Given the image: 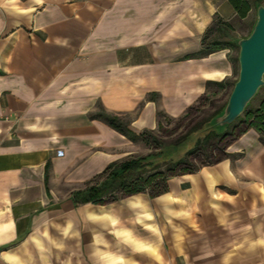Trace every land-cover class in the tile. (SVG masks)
<instances>
[{"label":"crops","instance_id":"1","mask_svg":"<svg viewBox=\"0 0 264 264\" xmlns=\"http://www.w3.org/2000/svg\"><path fill=\"white\" fill-rule=\"evenodd\" d=\"M230 8L0 0V264H233L219 259L226 248H242L243 264H264V142L254 129L221 160L169 178L159 196L74 198L109 164L151 152L134 156L140 142L98 113L139 134L156 127L157 110L179 114L207 81L232 76L224 49L184 58Z\"/></svg>","mask_w":264,"mask_h":264},{"label":"trees","instance_id":"2","mask_svg":"<svg viewBox=\"0 0 264 264\" xmlns=\"http://www.w3.org/2000/svg\"><path fill=\"white\" fill-rule=\"evenodd\" d=\"M227 1L241 18L245 17L250 10V4L247 0ZM253 3L255 6L257 4H262L261 0H253ZM230 28L229 23L215 16L212 23L205 30L201 38L200 50L196 53L187 55L184 58H202L219 50L227 49L232 46L237 47L236 40L238 37L229 33ZM232 84H234V82ZM206 87L207 93L202 95L199 100L204 99L208 92L210 93V98L212 99L217 92L224 89L225 81H207ZM253 100L248 104L244 112L235 120H238L241 126L236 134L229 132L231 125L235 121L226 126L228 131L223 133L218 132L210 126L211 118L221 112L226 103L225 102L217 107V109H215L208 117L194 123L174 141L166 144H162L151 131H142L139 134L133 132L128 128L127 124L122 122L116 115L105 112L98 113L97 117L105 120L111 127L122 133L133 142L141 140L147 132L148 140H152L156 149L144 156L131 157L120 163L109 164L104 171V174H106L104 179L95 185H91L86 189L75 193V203L80 204L92 202L94 204H105L117 200L121 196H129L140 192H147L150 197L159 196L167 191V180L169 178L182 174L193 173L201 166L213 164L226 156L224 148L223 154L215 160L203 163L198 167H186L188 166L189 157L195 151L203 147V142H207L213 138L217 139V143L228 139L229 144L246 130L254 129L259 134L260 141L264 142V97L261 98L257 105L254 106L252 105ZM158 115L159 112H157V119ZM158 126H161L159 122ZM198 131H203L204 134L198 137L195 146L187 152L184 159L176 161L171 160L170 158H163L162 154L166 147L177 146L184 142L191 133Z\"/></svg>","mask_w":264,"mask_h":264},{"label":"rangeland","instance_id":"3","mask_svg":"<svg viewBox=\"0 0 264 264\" xmlns=\"http://www.w3.org/2000/svg\"><path fill=\"white\" fill-rule=\"evenodd\" d=\"M250 4V10L247 15L243 18L239 17L235 10L231 7L230 10L224 11L221 15H218L217 18H220L223 21H226L230 24L229 33L237 36L238 38L245 37L249 34L252 25L256 19V9L253 3V0H247ZM261 3L264 5V0H261ZM225 39V38H222ZM227 52V60L232 66L233 73L230 78L221 80L225 81V87L223 90L217 92L214 97L211 99L210 93L206 95V97L202 100H196L194 103L189 105L184 111L179 114L169 115L163 112L162 110H157L159 112L158 119L156 114V127L153 130H144L151 131L153 135H155L158 140L162 144H166L174 141L177 137L183 134L188 128H190L194 123L200 121L203 118L208 117L217 107L222 105L227 101L229 93L233 87V82L236 80L238 76V47H229L224 49ZM264 97V88H262L259 94L255 97L252 102V105H257L261 98ZM156 98V95H155ZM158 122L160 123V127L158 126ZM240 122L235 121L231 127L230 131L232 134H236L240 129ZM218 132H226L228 128L224 127L222 129H217ZM149 133V132H148ZM204 134L203 131L193 132L188 138L177 146H168L164 150L162 156L163 158H170L171 160H181L184 159L187 152L195 146L196 140L198 137ZM217 139L213 138L207 142H203V147L195 151L188 159V166L186 167H198L203 163H206L211 160H215L221 154H223L224 148H227L228 139L217 143ZM140 146L139 150L134 153V156H138L143 153H147L149 151H155L156 147L153 144L152 140H148L147 132L144 137L139 140ZM219 259H230V261L234 260L233 264H243V249L242 248H226L219 249ZM240 259V260H238ZM127 260V259H126ZM146 260V261H145ZM129 259L130 264L134 262V264H147L148 259ZM178 264L181 263V260H178ZM255 261H258L256 259ZM183 262V259H182ZM240 262V263H239ZM63 264V263H60ZM76 264H85L84 259H77ZM252 264H258L253 263Z\"/></svg>","mask_w":264,"mask_h":264},{"label":"water","instance_id":"4","mask_svg":"<svg viewBox=\"0 0 264 264\" xmlns=\"http://www.w3.org/2000/svg\"><path fill=\"white\" fill-rule=\"evenodd\" d=\"M249 34L238 38V76L220 113L210 120L214 129L232 124L264 87V5L257 4Z\"/></svg>","mask_w":264,"mask_h":264}]
</instances>
